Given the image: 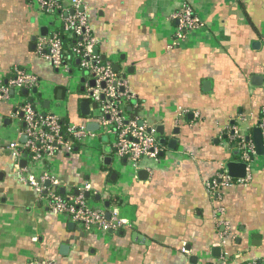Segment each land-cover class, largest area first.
Returning a JSON list of instances; mask_svg holds the SVG:
<instances>
[{
	"label": "crops",
	"instance_id": "obj_1",
	"mask_svg": "<svg viewBox=\"0 0 264 264\" xmlns=\"http://www.w3.org/2000/svg\"><path fill=\"white\" fill-rule=\"evenodd\" d=\"M82 2L97 55L116 64L125 80L128 114L155 127L164 139L162 152L157 162L140 163L146 173L140 175L124 162L97 161L93 148L57 155L45 169L60 191L88 184L100 196L92 198L98 206L117 210L127 222L106 234L83 231L53 214L16 177L7 145L20 142L12 115L24 95L13 92L0 102V264H188L191 256L211 264V250L220 254L221 244L229 254L264 261V155L254 160L248 184L234 183L213 195L204 186L227 162L238 161L231 128L252 135L264 108V0ZM183 5L201 26L175 42L178 22L172 15ZM50 26L32 0H0V77L10 79L14 67L31 71L44 98H29L42 108L48 100L49 109H43L64 112L67 122L86 123L79 111L83 77L72 93L68 77L37 53ZM254 76L261 78L255 85ZM171 140L174 149L167 146ZM104 155H110L108 147ZM218 222L229 226V236H222Z\"/></svg>",
	"mask_w": 264,
	"mask_h": 264
},
{
	"label": "built area",
	"instance_id": "obj_2",
	"mask_svg": "<svg viewBox=\"0 0 264 264\" xmlns=\"http://www.w3.org/2000/svg\"><path fill=\"white\" fill-rule=\"evenodd\" d=\"M45 14L54 15L57 24L51 23L50 30L37 43V53L52 68L62 75H71L73 68H78L83 77L82 100L89 104V115L86 123H71L50 112L45 111L41 104L34 100L28 101L33 88L39 86V79L31 71L14 67L11 78L3 81L0 77V102L10 99L11 93L27 90L22 103L16 108L13 119L19 123L20 136H25L24 143L9 142L7 149L14 161V173L19 182L32 188L46 207L64 222L76 224L83 231L106 234L125 227L127 222L119 217L117 210H106L92 200L93 193L88 184L82 185L68 193L60 192L61 185L46 166H53L57 155H71L77 148L88 149V142L100 137L99 132L108 136L104 144L110 150L114 162H124L139 171L142 161L157 162L162 152L159 136L154 126L142 122L136 116H130L127 111L129 96L125 93V80L114 72L110 62L101 61L93 53L96 40L91 33L90 21L85 13L82 0H32ZM70 11L73 13L70 14ZM172 18L178 22L175 42L181 41L186 32L201 26L191 9L183 5ZM57 25V26H56ZM72 41L66 44L62 38ZM93 82V85L91 84ZM103 84V86H102ZM123 89V91H121ZM22 114L21 116H19ZM87 124H96V130H88ZM255 128L260 130L264 147V108ZM239 158L245 165V177L233 180L228 176L225 167L210 181L204 183L208 194L213 195L234 183L246 185L251 180L253 163L257 158L252 135L240 133L238 127L231 128L230 142ZM101 160L106 156L100 154ZM26 161L25 166L20 162ZM48 182L46 186L45 183ZM89 192L90 197L85 194ZM222 214V210H217ZM224 227L222 236L230 235L229 226L218 222ZM219 247V246H218ZM181 253L189 255L182 247ZM244 254L224 251L220 245V254L211 264H264L257 258L243 259ZM27 264H54L29 261Z\"/></svg>",
	"mask_w": 264,
	"mask_h": 264
},
{
	"label": "water",
	"instance_id": "obj_3",
	"mask_svg": "<svg viewBox=\"0 0 264 264\" xmlns=\"http://www.w3.org/2000/svg\"><path fill=\"white\" fill-rule=\"evenodd\" d=\"M72 13L73 12L70 11V14H72ZM46 32H47L46 28H42L41 29L42 36H45L46 35ZM93 53L95 55L98 54L97 47H94L93 48ZM102 59H104V58H102ZM112 69H113L114 72H118V66L116 64H114L112 66ZM260 79H261L260 77L254 76L252 78V84L255 85V83H257L258 81H260ZM91 84L93 85V82H91ZM102 86H103V84H102ZM81 91H82V89H81ZM121 91H123V89H121ZM21 93L24 96H26L28 94L27 90H22ZM31 93L34 94L39 99L42 98V94L39 93V92H37V88H33L31 90ZM61 93H62L61 90H59L58 91V95H57L58 98L60 97V94ZM34 100L35 99H31L30 101L32 102ZM49 106H50L49 101L48 100H44L43 101V108L46 109V110H48L49 109ZM79 111H80V113H81L82 116H88L89 115L90 109H89V104H88L87 101H82L80 103V105H79ZM21 115L22 114H20L19 116H21ZM86 128L88 130H96L97 129V125L96 124H87L86 125ZM158 133H159L160 136L163 135V132L160 129H159ZM25 140H26V137L25 136H21L20 142L24 143ZM252 140L254 142L256 154L258 156L264 155V147H263V143H262V139H261V133H260V130L259 129H257V128H253L252 129ZM159 143L161 145H163L164 144V139L161 138L159 140ZM175 144H176V141L171 140L170 142H168V145L167 146L170 149H174V145ZM110 163H111V158L108 157V156L105 157L104 160H103V164L106 165V166H109ZM25 164H26V161L25 160H22L20 162V165L22 167L25 166ZM225 168L227 170L228 176L231 179H233V180H239V179H243L245 177V165L243 163L235 162V161L234 162H227V164L225 165ZM138 173H139V175L140 174H146L145 171H143V170H140ZM45 185L47 186L48 185V182H46ZM60 192L62 193L63 190H61ZM85 197L86 198H89L90 197V193L87 192L85 194ZM95 200L96 201H100V196L99 195H96L95 196ZM104 205H105L106 208H108V205L109 204H108V202H105ZM105 217L107 219L109 218V213L108 212L105 213ZM252 239H260V236L254 235V236H252ZM252 244H254V243H252ZM218 255H219V248H212V250H211V256L212 257H217ZM188 264H198L197 263V257L196 256H191L190 259H189V261H188Z\"/></svg>",
	"mask_w": 264,
	"mask_h": 264
},
{
	"label": "rangeland",
	"instance_id": "obj_4",
	"mask_svg": "<svg viewBox=\"0 0 264 264\" xmlns=\"http://www.w3.org/2000/svg\"><path fill=\"white\" fill-rule=\"evenodd\" d=\"M55 17L56 16H54V15H49L48 16V18L50 19V23H54L55 22L57 24V19ZM52 27L53 26H50L49 30H52ZM65 76L68 77V79L71 81V85H73L70 88V91L72 93H76L77 90H76V85H74V83H76L77 80L82 77L81 71H79V69L75 67V68L72 69L71 75L66 74ZM43 98H44V96H42V98L39 99V100H43ZM51 112L56 114V115H58V116H60V117L64 115V112H61V114L56 112V111H51ZM15 122H17V121L15 120ZM99 135H100V137H96L95 140L90 141V142H93V143H92V145H89L87 150H90V149L93 148L92 151L93 152L95 151L94 152L95 153V158L97 157V161L100 160V162H101L100 154H105V146H104V144L108 142V136L104 135L103 131H100ZM90 142H88V143H90ZM92 200L93 199L90 198L88 201L91 203ZM96 205H98V204H96Z\"/></svg>",
	"mask_w": 264,
	"mask_h": 264
},
{
	"label": "trees",
	"instance_id": "obj_5",
	"mask_svg": "<svg viewBox=\"0 0 264 264\" xmlns=\"http://www.w3.org/2000/svg\"><path fill=\"white\" fill-rule=\"evenodd\" d=\"M62 40H63V42L64 43H66V44H72L73 42L72 41H69V40H67V39H65L64 37L62 38ZM101 60V59H100ZM102 61V60H101ZM36 99H37V97H35ZM32 98H28V101L30 102V100H31ZM39 100V99H38ZM65 122H67V120H65ZM95 196H93V198H94Z\"/></svg>",
	"mask_w": 264,
	"mask_h": 264
}]
</instances>
